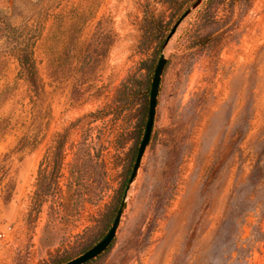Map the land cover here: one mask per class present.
<instances>
[{"label": "rangeland", "instance_id": "rangeland-1", "mask_svg": "<svg viewBox=\"0 0 264 264\" xmlns=\"http://www.w3.org/2000/svg\"><path fill=\"white\" fill-rule=\"evenodd\" d=\"M194 1L0 0V264H264V0Z\"/></svg>", "mask_w": 264, "mask_h": 264}, {"label": "water", "instance_id": "water-1", "mask_svg": "<svg viewBox=\"0 0 264 264\" xmlns=\"http://www.w3.org/2000/svg\"><path fill=\"white\" fill-rule=\"evenodd\" d=\"M202 1L203 0H195L192 6L187 8L182 13L179 19L172 26L170 32L167 34L166 40H168L171 37L177 25L181 21V19L184 16H186L191 11V9L197 7ZM166 61H167V58L165 57V55L163 53H160V56L155 65L153 75L151 78V83H150V88H149V98H148L147 119H146L145 126H144V132H143L142 138L140 140V143L137 149V153H136L133 165H132L129 178L127 180V186H129L133 182V180L136 178L138 169L141 164L142 157L144 155V151L150 140V135H151L154 118H155V110H156L157 95L159 91L160 80H161L162 73L164 71ZM126 206H127V201L125 198H123L114 215L112 223L108 231L105 233V235L98 242H96L93 246L85 250L82 254H80L79 256L75 258L69 259L62 264H83V263H86L96 258L100 254H102L104 251H106V249L110 246V244L112 243L115 237L116 231L120 223L121 215Z\"/></svg>", "mask_w": 264, "mask_h": 264}, {"label": "trees", "instance_id": "trees-1", "mask_svg": "<svg viewBox=\"0 0 264 264\" xmlns=\"http://www.w3.org/2000/svg\"><path fill=\"white\" fill-rule=\"evenodd\" d=\"M28 65H29V64H27V67H28ZM29 69H31V68L29 67ZM111 244H112V243H111ZM111 244H110V245H111ZM109 247H110V246H109ZM109 247H108V248H109ZM108 248H107V249H108ZM107 249H106V250H107ZM86 263H87V262H86Z\"/></svg>", "mask_w": 264, "mask_h": 264}, {"label": "bare ground", "instance_id": "bare-ground-1", "mask_svg": "<svg viewBox=\"0 0 264 264\" xmlns=\"http://www.w3.org/2000/svg\"><path fill=\"white\" fill-rule=\"evenodd\" d=\"M168 47V46H167ZM170 48H171V45H170ZM131 193V192H130Z\"/></svg>", "mask_w": 264, "mask_h": 264}]
</instances>
